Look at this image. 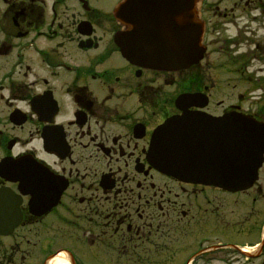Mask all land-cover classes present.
<instances>
[{
    "label": "flooded vegetation",
    "instance_id": "1",
    "mask_svg": "<svg viewBox=\"0 0 264 264\" xmlns=\"http://www.w3.org/2000/svg\"><path fill=\"white\" fill-rule=\"evenodd\" d=\"M106 1L0 0V161L43 164L0 232V264H264V159L229 190L148 158L182 93L191 117L264 122V0H201L203 58L177 71L123 58L119 0ZM205 146L187 153H227ZM18 185L1 167V196Z\"/></svg>",
    "mask_w": 264,
    "mask_h": 264
},
{
    "label": "water",
    "instance_id": "2",
    "mask_svg": "<svg viewBox=\"0 0 264 264\" xmlns=\"http://www.w3.org/2000/svg\"><path fill=\"white\" fill-rule=\"evenodd\" d=\"M194 0H124L120 4L123 21L130 25V39L122 36L121 49L127 57L146 56L151 64L165 69L187 66L193 61V51L198 50L199 25L191 18ZM174 9V11H172ZM146 44L143 43L144 39ZM195 59V58H194ZM173 120L169 119L161 128L160 136L154 139L151 156L158 165H173L168 159L174 160L181 155L187 158L188 153H157L163 150H187L188 137L173 133ZM171 135L168 137V135ZM161 142V146H160ZM215 149L232 150L243 153H211V157L223 155L228 162L237 163L242 170L240 182L249 183L256 176V170L264 151V128L249 118H244L235 126L229 125L222 139L221 146ZM162 160V162H159ZM168 162H170L168 164ZM163 163V165L161 164ZM237 166V165H235ZM236 173V172H235ZM232 177L234 173H227ZM5 202V207H6ZM8 211L4 210V215ZM6 215L3 223H6Z\"/></svg>",
    "mask_w": 264,
    "mask_h": 264
},
{
    "label": "bare ground",
    "instance_id": "3",
    "mask_svg": "<svg viewBox=\"0 0 264 264\" xmlns=\"http://www.w3.org/2000/svg\"><path fill=\"white\" fill-rule=\"evenodd\" d=\"M55 264H67V263L62 262V261H59V262H57V263H55Z\"/></svg>",
    "mask_w": 264,
    "mask_h": 264
},
{
    "label": "rangeland",
    "instance_id": "4",
    "mask_svg": "<svg viewBox=\"0 0 264 264\" xmlns=\"http://www.w3.org/2000/svg\"><path fill=\"white\" fill-rule=\"evenodd\" d=\"M101 3L104 4V5H106L107 4V1L106 0H102Z\"/></svg>",
    "mask_w": 264,
    "mask_h": 264
}]
</instances>
